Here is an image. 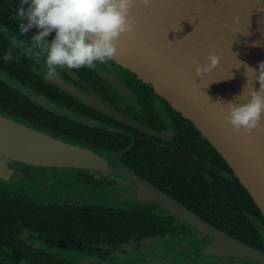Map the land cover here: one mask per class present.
Returning a JSON list of instances; mask_svg holds the SVG:
<instances>
[{
    "label": "flooded vegetation",
    "instance_id": "1",
    "mask_svg": "<svg viewBox=\"0 0 264 264\" xmlns=\"http://www.w3.org/2000/svg\"><path fill=\"white\" fill-rule=\"evenodd\" d=\"M18 8L19 0H0L1 114L109 155L113 168L123 167L136 173L219 229L264 252L261 227L264 214L219 151L190 119L151 84L115 59L98 64L94 70L59 69L55 75L64 85L50 81L45 76L43 59L23 54L25 42L31 43L30 35L37 29H31L26 36L20 35ZM54 36L53 32L47 39L50 41ZM8 51L16 59L4 61L2 57ZM115 80L123 81L134 97L118 89ZM79 91L86 98H82ZM88 96L135 118L145 129L113 117L93 105ZM136 140L145 143L121 160L114 158ZM176 149L206 161L222 173L177 155ZM15 164L25 167L26 174L20 177L24 183L16 185L0 178V187L12 199L32 204L26 217L53 219L55 217L49 213H63L57 218L74 221L78 228L76 232H49L25 227L18 237L27 251L67 264H96L95 261L143 264L150 258L158 264H262L251 258L206 253V247L214 243V238L188 225L161 204L136 199L138 184L135 180L87 168ZM32 186L43 191L30 189ZM40 212L48 214L43 217ZM97 216L110 221L125 216L127 220L120 227L112 226L105 233H98L92 223ZM135 216L142 228L154 220V227L147 230L153 235L142 236L143 232L134 231L129 239H119L124 233L129 236L124 228H128L127 221ZM78 220L85 222L80 225ZM114 230L120 234H115ZM28 242H39V246ZM62 242H69V248L63 247ZM131 243L136 244L133 250L129 248ZM144 245L155 248L156 254L143 262L123 259L138 256ZM25 262L23 260L22 264ZM0 264L15 263L0 251Z\"/></svg>",
    "mask_w": 264,
    "mask_h": 264
},
{
    "label": "water",
    "instance_id": "2",
    "mask_svg": "<svg viewBox=\"0 0 264 264\" xmlns=\"http://www.w3.org/2000/svg\"><path fill=\"white\" fill-rule=\"evenodd\" d=\"M131 15L136 31L121 36L114 59L151 84L195 124L264 214V120L251 133L234 132L224 118L225 106L216 103L223 100L227 104L244 90L246 96L255 77L251 72L245 75L243 64L258 68L259 63L264 62V0H151L149 5L137 0ZM213 52L220 56L219 64L202 78L196 77V67L206 64L209 53ZM45 76L64 85L57 75L46 73ZM114 85L134 97L123 81L115 80ZM254 87H260L258 81L254 82ZM92 103L133 127L145 129L135 118L96 98ZM141 143L145 141L136 140L114 158L121 160ZM174 153L222 173L221 169L198 157L178 149ZM110 158L89 146L69 142L0 113V178L4 182L13 183L21 174H26L25 167L17 166L16 162L110 172L137 182L136 199L159 203L188 225L214 238V243L206 247V253L251 258L264 264L263 251L219 229L136 173L123 167L113 168ZM261 227L264 229V225ZM143 264L158 263L150 258Z\"/></svg>",
    "mask_w": 264,
    "mask_h": 264
},
{
    "label": "clouds",
    "instance_id": "3",
    "mask_svg": "<svg viewBox=\"0 0 264 264\" xmlns=\"http://www.w3.org/2000/svg\"><path fill=\"white\" fill-rule=\"evenodd\" d=\"M137 0H19L17 9L21 36L31 29L37 32L25 42L24 55L43 59L48 74L55 75L59 69L94 70L97 65L112 61L118 52L122 35L136 31L131 15ZM149 5L151 0H143ZM53 39H47L52 33ZM2 59L6 62L16 59L11 51ZM208 62L198 65L196 77H203L220 62V56L209 53ZM243 62L240 61V66ZM245 75L253 73L252 87L225 104V120L234 132L251 133L264 120V62L258 68L243 64ZM239 68V67H237ZM232 73V72H231ZM258 81L260 87H254ZM249 84V80H248ZM248 85L246 86V88ZM245 88V89H246ZM244 97L243 101L240 100Z\"/></svg>",
    "mask_w": 264,
    "mask_h": 264
},
{
    "label": "trees",
    "instance_id": "4",
    "mask_svg": "<svg viewBox=\"0 0 264 264\" xmlns=\"http://www.w3.org/2000/svg\"><path fill=\"white\" fill-rule=\"evenodd\" d=\"M134 152H137V150ZM31 206L32 204L30 202H24L19 198H17V200L12 199L0 187V251H3V253L6 254L15 264H22L23 260L26 261L25 264H67L64 262H59L51 257L44 256L43 254H40L35 251H27L25 248L22 247L23 244L18 235L25 227H34L46 231L49 230V232H57L59 230H66L67 232H76V229H78L76 226H74V221H61L57 218L63 213H49L51 216L55 217L53 219L45 218L30 220L26 217V212L29 208H31ZM21 208L23 210H20ZM40 214L44 217L47 216L48 213L40 212ZM137 217L138 216H135L133 219L127 221L128 228H124L127 232H129V236H126L124 233V237L120 236L119 239H129L134 231L143 232L144 234H142V236L153 235V232H148L147 230L150 229L148 227H154V220H151L150 224L146 228H142V223L141 221L140 223L137 222ZM126 220L127 219L125 218V216L124 218L117 219L116 221L102 219L97 216L92 223H95L98 233H105L107 229H110L112 226L116 227L117 225L118 227H120L122 224H124ZM84 222L85 221L83 220H78V223L80 225ZM99 227H102V229ZM115 234H120V232H116ZM62 236L63 238H65L63 234ZM6 243L9 244V246L5 245ZM62 243L63 247L69 248V242ZM4 246L6 247V249H4Z\"/></svg>",
    "mask_w": 264,
    "mask_h": 264
},
{
    "label": "rangeland",
    "instance_id": "5",
    "mask_svg": "<svg viewBox=\"0 0 264 264\" xmlns=\"http://www.w3.org/2000/svg\"><path fill=\"white\" fill-rule=\"evenodd\" d=\"M23 181H24L23 178L22 179L21 178H16V179L13 180V183L16 184V185H19V184L21 185V184L24 183ZM25 186H26V184H25ZM29 188L30 189H34L35 191H40V192L43 191V190L39 189L37 186H32V187H29ZM22 194H23V192H22ZM28 243L33 244V245H35L37 247L39 246V242H28ZM148 243L152 244L153 242H148ZM135 246H136V244L131 243L129 245V248L131 250H133ZM154 249L155 248L151 247L150 245H144V246L141 247V250L138 253L139 254L138 256H127V257H124L123 259L127 260V262H132V261H134V262H136V261L137 262H143L146 258L150 257L151 255L156 254L154 252ZM133 259H137V260H133Z\"/></svg>",
    "mask_w": 264,
    "mask_h": 264
}]
</instances>
